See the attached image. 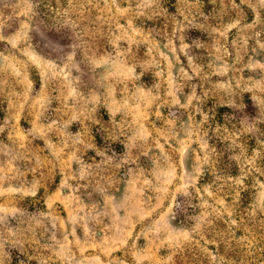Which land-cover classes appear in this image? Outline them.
<instances>
[{
	"label": "rangeland",
	"instance_id": "1",
	"mask_svg": "<svg viewBox=\"0 0 264 264\" xmlns=\"http://www.w3.org/2000/svg\"><path fill=\"white\" fill-rule=\"evenodd\" d=\"M0 264H264V0H0Z\"/></svg>",
	"mask_w": 264,
	"mask_h": 264
}]
</instances>
